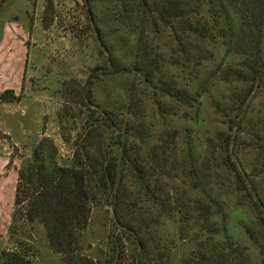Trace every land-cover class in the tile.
<instances>
[{
	"label": "trees",
	"instance_id": "16d2710c",
	"mask_svg": "<svg viewBox=\"0 0 264 264\" xmlns=\"http://www.w3.org/2000/svg\"><path fill=\"white\" fill-rule=\"evenodd\" d=\"M116 2L115 22L125 30L122 44L134 63L124 65L105 43V74L109 68L134 73L126 103L92 110L75 139L65 136L73 148L69 166L59 163L54 141L42 138L19 169L15 213L31 228L44 226L50 249L65 264H89L83 231L88 203L100 200L112 209L115 228L108 264H119L128 245L137 248L136 264H169L158 227L170 216L178 217L180 233L196 230L198 247L184 264H264V0ZM167 33L173 46L164 61L156 43ZM100 68L91 71L82 92L73 88L66 99L94 107ZM217 82L229 86L225 104L215 105L225 132L208 138L205 147L184 142L185 150L177 130L157 135L166 116L182 113L180 118L201 122V99ZM13 99L12 90L0 93V102ZM243 151L255 156L249 166L239 157ZM229 197L252 216L245 234L258 249L256 259L230 234ZM31 251L5 250L0 264H36Z\"/></svg>",
	"mask_w": 264,
	"mask_h": 264
},
{
	"label": "rangeland",
	"instance_id": "374dc122",
	"mask_svg": "<svg viewBox=\"0 0 264 264\" xmlns=\"http://www.w3.org/2000/svg\"><path fill=\"white\" fill-rule=\"evenodd\" d=\"M117 12L116 0H0V93L12 90L15 95L13 101L0 102V205L10 212L6 224L0 221V256L5 250L25 247L32 249L36 264H65L50 249L43 225L35 223L31 228L14 207L10 211L14 196L10 189L15 191L19 169L42 138L54 141L59 163L69 166L73 148L65 136L75 139L92 110H116L126 103L134 73H114V68H109L105 74V43L114 46L124 65L134 63L130 47H123L125 30L115 22ZM157 42L159 57L169 60L173 46L169 34ZM96 66L101 68L92 90L95 106L66 99L73 88L82 92ZM167 67L169 77H174V67ZM63 88L67 89L64 94ZM228 90V85L217 82L202 97V121L198 124L180 118L182 113L178 117L166 116L165 124L157 123V135L165 129L177 130L179 148L185 150L184 142L189 140L194 146L205 147L208 138L227 130L215 105L225 104ZM198 152L202 160L204 152ZM239 157L249 166L255 156L243 151ZM224 203L231 236L249 248L256 259L258 249L245 234L251 214L238 207L234 197L225 198ZM88 207L82 255L89 264H108V239L115 230L112 209L104 200L90 202ZM179 228L177 216L163 218L158 227L159 238L169 252V264H184L198 247L196 230L191 227L180 233ZM136 250V246L128 245L119 264H136Z\"/></svg>",
	"mask_w": 264,
	"mask_h": 264
},
{
	"label": "crops",
	"instance_id": "0c3cea01",
	"mask_svg": "<svg viewBox=\"0 0 264 264\" xmlns=\"http://www.w3.org/2000/svg\"><path fill=\"white\" fill-rule=\"evenodd\" d=\"M7 187V186H6ZM8 188V187H7ZM15 190H16V188H15ZM10 192H11V194H13L14 193V196H12L11 197V205H10V211H12L13 210V205H12V202H13V204H14V198H15V191L11 188L10 189ZM3 207V205H0V221H5V224L7 223V220L9 219V214H10V212L8 211L7 212V210L5 209H3L2 208ZM11 208H12V210H11ZM2 213V214H1ZM0 225H2V223L0 224Z\"/></svg>",
	"mask_w": 264,
	"mask_h": 264
}]
</instances>
